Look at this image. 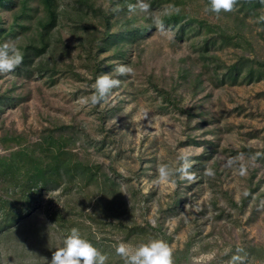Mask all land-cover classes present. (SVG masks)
<instances>
[{"label":"rangeland","instance_id":"1","mask_svg":"<svg viewBox=\"0 0 264 264\" xmlns=\"http://www.w3.org/2000/svg\"><path fill=\"white\" fill-rule=\"evenodd\" d=\"M56 1L59 15L46 51L11 72H0V137L19 136L22 144H33L63 132L83 163L99 167V182L102 174L115 182L120 194H114V211L105 207L102 191L91 189L104 206L96 208V221L82 216L76 223L85 238L92 236L107 253L106 264H123L115 254L118 243L149 237L168 243L172 264H264V77L249 83L210 81L214 68L222 75L242 58L254 68L259 63L264 73L261 17L245 18L242 41L235 38L232 19L244 12H237L235 3L227 17L222 10L206 11L205 0H146L150 13L160 19L175 7L193 22L182 35L176 26L164 33L154 26L134 45L125 44V55L118 59L110 49H98L104 20L112 33L128 21L133 23L129 28L144 26L149 15L129 11L118 0ZM262 10L264 14V3ZM0 19L9 23V12L1 11ZM31 24L27 33L3 42L25 54L28 36L36 32L37 25ZM219 29L226 45L218 43ZM209 37L218 42L202 54L201 42ZM33 52L28 49L29 55ZM120 64L132 73L113 72ZM104 73L120 84L91 105L87 99L95 78ZM167 94L176 107L164 99ZM6 145L13 147L0 141V155L15 149L6 151ZM181 155L192 162L191 179L177 174L174 183H157V166L178 167ZM241 165L244 175L239 174ZM206 168L213 175H205ZM75 198L59 189L44 193L34 224L52 227L49 212L56 208L61 218L72 219ZM93 207L90 203L85 212ZM68 227L69 222L53 227L42 247L22 237L0 242V264H49Z\"/></svg>","mask_w":264,"mask_h":264},{"label":"trees","instance_id":"2","mask_svg":"<svg viewBox=\"0 0 264 264\" xmlns=\"http://www.w3.org/2000/svg\"><path fill=\"white\" fill-rule=\"evenodd\" d=\"M118 1L128 8V5L135 0ZM205 1L207 4L209 3L208 0ZM178 3L183 2L178 0ZM263 3L262 0H235V4L238 5L237 12H244L243 17L235 16L232 19L233 24L236 25L235 38L246 41L244 34H242L244 26L246 27V17L252 19L261 17L260 20L264 23ZM151 4L153 5V2ZM57 9L56 0H0V13L6 10L11 18L7 24L0 19V43L9 38L14 39L16 35L21 36L27 33L31 30L29 23H35L37 25L36 32L33 33V36H28L25 54H23L22 59V64H28L31 62L32 56H39V54L41 55L46 51L49 32L58 19ZM38 11L41 12V17L36 16ZM224 14L230 17L232 13L225 12ZM184 17L178 11L170 16L162 17L161 20L165 27L176 26L180 35H182L188 25L193 22L191 18L184 20ZM31 21H34V23ZM104 22L106 29L98 49L99 51L110 49L113 51L114 57L118 59L125 55V44L134 45L140 40L143 33L154 28L151 20H147L144 26L139 25L133 28L128 27L133 25L132 21H128L126 24L119 26L116 32L110 33L108 19H105ZM38 27H40V30ZM223 35L224 31L219 29L217 37L221 39L220 42L211 37L204 38L200 45V53L208 54V47L210 45L215 46L216 42L220 45H226L227 39ZM236 43L239 45L238 42ZM28 49L34 50L33 54L29 55ZM211 60L214 61L212 58L209 61ZM254 65L252 61L242 58L240 62L227 67L226 72L222 75L217 74L214 68L213 79H210V81L219 84H223L225 81L232 84L238 79L247 83L258 81L264 77V73L261 72L259 63H257L258 68H254ZM17 68L19 67L17 66L14 69ZM240 75H242V78H239ZM194 91L195 89L192 90V95L197 93V91ZM164 99L169 103H173V105L176 104L171 96V100L169 99L168 94ZM174 107L176 106L174 105ZM0 141L4 143L12 142L13 147H11L15 148L6 154L0 155V242L9 243L22 237L23 240L32 239L36 245L39 244L42 247L44 240L50 238L49 232L53 231V227L63 228L65 223L69 222L68 229L73 226L79 228V225L76 224L77 217L82 216H86L91 221H96L95 216L98 213L96 208L102 209L104 204H102L101 196L91 189L102 191L105 200L108 199L105 207L109 210L114 208L115 198L118 197L114 195L118 191L115 190V182H112L105 174H102V182H99V167L83 163L72 152L71 137L67 134L63 132L56 134V136L50 134L39 138L33 144H22L19 136L4 134L0 137ZM9 146L6 145L3 149L6 151L12 149ZM57 189L64 194L72 192L76 197L70 202L73 204L71 209H77L73 212L75 216L72 219L64 220L63 217H60L61 209H52L49 213L53 219V226H50V228L37 226L33 221L36 218L35 211L41 205L42 195ZM106 194L108 196H105ZM116 194L120 193L117 192ZM177 201L176 199L173 203L176 204ZM83 202L86 204H83ZM90 203L95 205V209L94 207L91 208L89 214L85 212V209L89 207ZM66 213L69 214V211L67 210ZM86 239L91 241L94 246L97 245V241L92 236H87Z\"/></svg>","mask_w":264,"mask_h":264},{"label":"clouds","instance_id":"3","mask_svg":"<svg viewBox=\"0 0 264 264\" xmlns=\"http://www.w3.org/2000/svg\"><path fill=\"white\" fill-rule=\"evenodd\" d=\"M234 3L235 0H209L206 11L215 14H219L221 10L229 12ZM133 9H138L140 12L149 15L157 31L162 33L169 31L159 16L150 13V5L146 0H137L135 5L129 4L128 10L132 11ZM171 11L178 12L179 8L173 7ZM22 59L23 54L15 44L0 43V72H11L21 63ZM132 71L130 66L123 64L117 65L113 69L117 75L131 74ZM119 84V79L109 73L98 75L93 84L94 90L89 95L87 103L91 105L101 103L105 96ZM178 159L180 161L178 167L173 168L167 163H161L157 166V183L162 181L174 183V177L177 174L191 179L188 169L192 162L186 155H181ZM244 173V167L239 166V174L244 175ZM205 175L211 176L213 171L206 168ZM244 195H247V192ZM115 254L121 258L123 264H172L171 249L166 241L159 238L149 237L135 244L118 243L115 246ZM107 260V253L101 252L81 234L79 228L73 226L61 237L60 246L51 253L49 264H106Z\"/></svg>","mask_w":264,"mask_h":264}]
</instances>
